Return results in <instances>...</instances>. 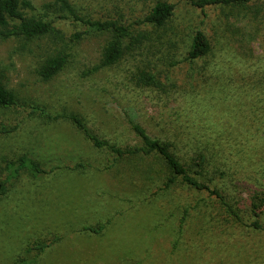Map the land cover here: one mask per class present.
Wrapping results in <instances>:
<instances>
[{
	"label": "rangeland",
	"instance_id": "1",
	"mask_svg": "<svg viewBox=\"0 0 264 264\" xmlns=\"http://www.w3.org/2000/svg\"><path fill=\"white\" fill-rule=\"evenodd\" d=\"M29 1L24 15L50 21L49 33L27 38L0 26V77L21 103L0 107V264L31 260L28 246L54 238L34 264H264V1L204 15L188 0H166L174 13L156 27L134 22L159 0H69L84 17L146 31L112 65L101 63L111 31L74 21L47 5L54 0ZM198 28L213 49L191 63ZM58 53L66 65L44 79L40 66ZM143 70L156 83H138ZM71 114L120 147L141 143L133 121L192 168L204 153L201 178L221 196L180 178L165 187L172 173L157 154L97 147ZM21 155L46 172H15ZM102 222L99 233L84 228Z\"/></svg>",
	"mask_w": 264,
	"mask_h": 264
},
{
	"label": "trees",
	"instance_id": "2",
	"mask_svg": "<svg viewBox=\"0 0 264 264\" xmlns=\"http://www.w3.org/2000/svg\"><path fill=\"white\" fill-rule=\"evenodd\" d=\"M193 5L198 7L204 15H207L208 7L216 4H228L238 3L247 4L253 0H188ZM257 1V0H256ZM259 1V0H258ZM264 0H260L263 2ZM60 9L68 10L74 21H80L87 25L93 30L97 31H111L112 39L104 47L101 63L102 65H112L118 62L125 53V50L129 48L126 40L129 39L133 44L140 38L146 36L145 30L135 31L131 28V24L125 25L120 23L118 20L113 18L106 19H93L84 17L75 11L69 0H54L47 4L48 6L58 5ZM30 7L31 3L29 0H0V26L9 27V30L4 32L6 35L24 36L27 38L35 36H43L49 33L52 29V24L41 17H28L25 16L21 7ZM256 8L258 13L259 8ZM175 4L166 0H159L150 9V11L143 17L136 19L135 24L138 25H153L161 27L171 18L174 13ZM83 35V31L76 32L75 38H79ZM213 49V45L206 32L201 28H198L193 36V40L188 51L187 59L191 63L207 57ZM67 55L63 53L54 54L49 56L39 68L40 74L44 79L53 78L67 63ZM156 76L154 73L143 70L136 77V81L140 84H154L156 83ZM21 105L19 102L18 95L12 88H9L3 79L0 77V107L18 106ZM73 122L81 128L87 137L97 147H108L115 155L123 156L126 154H141L151 155L157 154L160 158L165 161L168 169L171 170L172 175L164 182L165 187H169L176 182V178H180L181 182L188 186L195 188L196 190H207L210 194L221 196L216 188H212L207 182H205L201 175L203 174V166L206 160L204 153H200L195 162L194 167H190L182 162L179 156L172 150L171 143L164 141L160 138L151 136L146 129L139 123L133 122V129L140 137L141 143L131 147H120L114 143H110L99 137L96 133L92 132L86 122L77 114L70 115ZM4 131H8V128L4 127ZM19 165L15 167L14 171L17 172L19 169L29 168L34 173H44L46 169L40 166V163L34 158L28 155H21L18 159ZM82 163H78L81 165ZM162 189V187H161ZM7 191V184L5 180H0V194H4ZM258 207V203H254ZM256 215L258 213L255 211ZM259 227L257 222H254ZM105 223L102 222L98 226L87 225L84 228L91 232L99 233L103 230ZM57 238L50 241H37L32 245L28 246L27 251L35 250L36 254L29 260L22 258L20 259L21 264H34L37 261L39 254L43 253L47 247H49Z\"/></svg>",
	"mask_w": 264,
	"mask_h": 264
}]
</instances>
